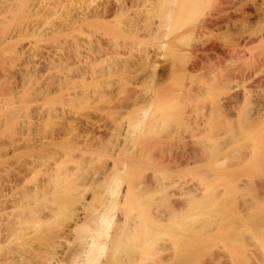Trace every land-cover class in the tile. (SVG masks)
Returning a JSON list of instances; mask_svg holds the SVG:
<instances>
[{"label": "bare ground", "instance_id": "1", "mask_svg": "<svg viewBox=\"0 0 264 264\" xmlns=\"http://www.w3.org/2000/svg\"><path fill=\"white\" fill-rule=\"evenodd\" d=\"M143 38L149 43L137 52L149 61L147 97L118 128L126 144L102 178L99 206L86 207L78 194L84 210L66 206L74 224L64 225L72 226L17 233L30 213L50 221V202H64L57 191L66 170L53 156L63 147L50 143L61 132L56 124L73 113L64 102L78 103L87 82L97 85ZM161 58L166 73L157 83ZM19 128L42 131L24 142L40 152L25 169L44 174L25 186L40 198L28 196L33 206L19 199L21 172L8 168L16 184L0 189V264H264V0H0V131ZM146 133L174 136L177 147L137 145ZM141 157L166 166L176 160L180 170L149 162L145 171L172 176H140ZM180 172L196 181L178 175L176 182Z\"/></svg>", "mask_w": 264, "mask_h": 264}, {"label": "rangeland", "instance_id": "2", "mask_svg": "<svg viewBox=\"0 0 264 264\" xmlns=\"http://www.w3.org/2000/svg\"><path fill=\"white\" fill-rule=\"evenodd\" d=\"M114 24H115V21H113L111 24H109V26H106V28L108 29L110 27H113ZM118 43H120V42H118ZM118 43H117V45H118ZM148 43H149V40L147 38H143L141 42L136 43L133 46V48H134L133 53H131L129 55H125L124 57L122 55H120V56H122V58L118 55L119 59L117 57H115L118 59V60L116 59L114 62L115 66H114V63H112L113 64L112 66L115 68L114 69L111 68V73H109V67H107L108 69H106L108 71L109 75H107V72H104V71H106V70H103L105 68H102L103 71L98 69V72L102 71L104 74L102 72L101 73L103 75H105V73H106L107 76L102 77V75H101L102 78L101 79L99 78L100 82L97 85H93V84L91 85V83H89V85H88V82H87V84L85 83L86 87H87V91H86L87 94L86 95L84 94L85 96L82 95V96H84L82 99H81V97L78 98L80 100V102H79V100H78V103H75L76 101L73 102L72 100L70 102H68V100L66 102H64L65 106L68 108V110L70 112L73 111V113H70L71 115H69V114L64 115L61 122L60 123L58 122L56 124V126L54 128L61 130V132H59L58 135L55 137L54 141H52L50 143H51L52 147H55V149L56 148L59 149L60 147H63V149L65 148L66 150H68L67 153H66V150H64L66 153L65 154L62 152L63 149L60 151L61 148L59 149L60 153H57L58 150L56 151L54 149L56 152H54L55 154L53 153L54 160H55V156L57 154H60L59 155L60 156L59 161H61L60 162L61 166H63V168H65L64 170H66V173L64 172L65 176H66V180L62 184L64 188L61 187L62 186L61 185L59 188L60 190L58 189L59 192L57 191V194H59V196L62 197V199L64 200L63 203H65V204H63L62 202L61 203L57 202L56 201L57 197H54L53 199H51V201L52 202L56 201L58 203V206L54 205L55 203L50 202L51 206L54 207V211H55V213L52 214L53 216H51V218L53 217L52 220H50L51 223H50V221H48L49 219L47 220L48 222L45 221V219H43V221L40 220L41 221V223H40L39 219H37V221H36L35 215L30 213V215H27L28 218H26L25 221H23L24 219L21 220V223L19 226V231L18 230L16 231L17 233L20 234L21 233L20 230H22L24 226L29 227L28 225L31 226L30 229L39 230L40 228H42L41 224H43L44 225L43 227L47 228L49 231H50V229L54 230V228H58V229H55V232L58 231L59 228H60L59 231H61L62 230L61 226L62 227L67 226L68 227L71 225L70 223H72V225L74 224V222L72 221L74 210L71 211L70 209L73 207L75 208V205H76V208H77V206H79L78 207L79 209H82L81 204L84 202H85V205H87L86 203H88V205L86 207H88V206L89 207L99 206V201L96 198H97V195H99L101 193V191L99 192V188H101V190H102V187H100V185L101 184L104 185L102 178L104 177V179H105V177H107L106 175L108 174V169H109L110 163H112L116 159L115 157L118 156L119 153L122 152L124 145L126 144V141H124V142L122 141L123 135L120 133L121 131L118 132V128L120 129L121 125H123V127H125L126 122L128 124L129 119H131L134 116V111H135L134 108H138L139 106L137 107V105H141L140 107H142V105L145 102V99L147 97V91L149 88V76H150L149 61L146 58V56L142 55L143 53L140 55L137 51L138 50L142 51L148 45ZM121 44H123V42H121ZM119 46H121V45L119 44ZM114 56H116V55H114ZM111 57L114 58L113 56H111ZM107 60H106V64H107ZM164 60H165L164 58L160 59V65L158 66V72H157L156 77H155V80L157 83H159L163 79V77L166 73L165 68L162 66V65H164ZM102 61H100V62L102 63ZM112 61H114V60H112ZM100 62H97V63H99L101 65ZM108 62H111V59H110V61L108 60ZM110 64L111 63H109V65ZM103 65H104V63L102 64V67H103ZM95 66L93 65L92 67H95ZM99 68H101V66H99ZM93 69H95V68H93ZM101 73H98V74H101ZM98 77H100V75H98ZM83 85H84V83H83ZM85 90H86V88H85ZM121 129H122V127H121ZM39 131H40V133L42 132L40 129L36 130L34 128H30V129L19 128L17 130L16 129L15 130L7 129V130H1L0 131V142L7 143V145H6L7 149H5L2 156H0V166L1 167L4 166L5 167L4 170H8V168H9V169H13V171H15L16 173L21 172L19 174L20 187L24 186L23 188L25 189V192L27 191L26 192L27 196H25V192H23L24 189L19 187L18 189L23 190L21 192L19 190V199L20 200H22V198L26 199V197L28 200L30 198H32L33 194H31V193L30 194L32 196L28 197L30 195L28 193H29V191H31L29 188H33L35 186L32 187V185L39 183V181L37 182V180L41 179L40 176L43 173L42 171H40V170H42L40 168H37L38 170L36 169L37 171L35 170V172L32 170V173L30 172V170L25 169V166L28 167L30 162L38 159L37 156L39 155L40 152L39 153H37L38 151L34 152L37 149L33 150L32 148H30V146H29V148L32 150L28 149L27 148L28 145H25L24 142H26L25 140L28 139L27 142L32 143L34 140L33 141H31V140L34 139L35 137H36V139L41 138L43 136V134H41V136H40ZM43 133H44V131H43ZM118 133H120V136L121 135L122 136L121 137L118 136ZM37 134L40 137H37ZM21 137L25 138L24 141H20ZM173 137L174 136H170V137L166 136V135L164 136V134L156 135V134L146 133V135L137 139L135 141V143L138 141L137 145H140V146H144L143 144H145V143L150 144V145H155V146L163 145L165 143L164 146H166V143H168L167 146H171L172 143L174 142L173 140L175 139V137H174V139H173ZM18 139H19L20 143H19V141H17ZM11 141H13L12 144L9 143ZM141 141L143 142V144ZM122 142H123V144H122ZM169 142L170 143L172 142L171 145ZM175 142H174V146L173 145L172 146L176 148L177 146L175 145L176 144ZM21 144H22V146H21ZM25 147L27 149H25ZM168 148H171V147H168ZM166 150H168L167 147H166ZM174 151H175V149H173V151L171 150V152L165 151V149H163V153H166V152H167V154L173 153L172 156H170V158L172 157V159L178 160L177 158L180 157V156H178L179 152H177L178 154L175 152V154L178 157L174 158V157H176L174 154ZM68 152H69V154H68ZM31 157L34 158V160L30 159ZM35 157H37V159ZM61 157H63V158H61ZM65 157H67V158H65ZM111 157L114 159H112ZM145 159H146V161H145ZM145 159L141 157V158H139V160H137L138 161L137 162L138 163L137 168H139V170H138L139 175L141 172H143L142 175H145V174L150 175V172H151V174L155 173L156 177H158L160 175V178L164 179L167 174L168 175L170 174L169 171L171 169H173V170L175 169L174 171H176V165H177L176 160H174L176 163H173V160L170 159V162L172 161L171 163L173 165L170 162L169 163L171 165H169V163L166 161L168 164L167 166H170V168H171L170 169L169 167L166 166L165 163H163L165 161H162V159H161L162 162H160V159H159V161H158L159 163L154 162L155 164H153V162L151 163V161H149L147 158H145ZM142 160L144 161L143 165H142ZM65 161H66V163H65ZM22 162L23 163L25 162V164L23 166H21L23 164ZM149 162H150V164H153L154 166H156V164L159 165L158 168H160L159 169L160 171H162L161 169H163L165 171L164 168H166V167L169 169V171L166 170L165 173H160L158 171V169H157V171L155 170L156 169L155 167H153L154 169H152V171H151L150 167H152V166L149 164ZM19 163H22V164H20V166H19ZM146 163H148V165H150V167L148 168V171L144 170V167L147 165ZM160 163L162 164V166ZM163 165L166 167H164ZM19 167H20L21 171H19ZM66 167H69L71 169H68V168L66 169ZM140 168H143L144 171H142ZM1 170L3 171V169L0 168V172H1ZM177 170H178V168H177ZM9 171L10 170H8L7 172L4 171L5 173L2 172L0 175V189H2V190H5V188L7 187V184H9V187H12L11 185H13V187H15L14 184H16V182H14V181H16V180H14L12 178V176H13L12 173L15 174V172H13V171L9 172ZM22 171L24 172V174L22 173ZM71 171H73V172H71ZM164 171H162V172H164ZM172 171H171V173H172ZM178 171H176V173ZM39 172L41 174H39ZM88 173H89V175L93 174V176L91 175L90 177L88 176L89 178H85V175L87 177ZM157 173H159V174L157 175ZM66 174H68V175H66ZM76 174H77V176H75ZM69 175H70V177H69ZM162 175H164V176L161 177ZM178 175L183 176V173L180 172V174L175 175V177H177ZM82 176H84V177H82ZM77 177H80V178H77ZM170 177L168 180L172 181L173 179L170 180ZM175 177H174V180L177 179L178 181L177 180H175V181L179 182V179H181V177L180 176H178V178H175ZM188 177H190V175H188V176L185 175L182 177V179L180 181H183L186 179L187 180L193 179L196 181L195 176H191L192 177V178L190 177L191 179L190 178L188 179ZM81 178L82 179L84 178L86 180L85 184L82 182L78 183L79 181H77V180L81 181ZM91 178H92V180L89 182L90 183L89 184L88 180ZM94 178H95V180L93 181ZM166 178H168V176ZM23 179H25V181ZM84 179H83V182H84ZM166 180H163V182L168 183V181H166ZM12 181L14 182L13 184H12ZM176 182H173V184ZM33 183H35V184H33ZM64 183H65V185H64ZM73 183L75 184L74 186H73ZM77 183L81 185L80 188L77 187V186H79V185H77ZM169 184H170V182L168 184H166V186L168 185V187L169 186L171 187V185H169ZM27 185H28V187L29 186L30 187L29 188L25 187ZM68 185H70V186H68ZM103 185H101V186H103ZM72 186H73V188H72ZM121 186H123V185H121ZM66 187H68L69 189ZM68 191H70V193ZM79 191H80V193H79ZM81 191H82V193H81ZM22 192L24 193V197H23V194H21ZM76 192H77V194H76ZM70 194H75V195L73 196ZM80 194L82 197L80 196ZM62 195H64V197L66 196L69 198L64 199V197ZM76 195L79 196V197L77 196L78 199H77ZM34 197H35V199H33ZM36 197L37 196H33L32 199L36 200ZM74 197H75V199H77V201L82 199L80 201L81 202L83 201V202L80 205H77V201L74 199ZM37 199H38V197H37ZM39 199L37 200L38 203H39ZM62 199H60V201H62ZM72 199L75 201L70 202V200H72ZM57 200L59 201L58 198H57ZM96 201H98V203ZM21 202H24V201L22 200ZM25 202L27 203V200H25ZM31 202H35V201H30L29 205L32 204ZM36 202L32 205L36 206L37 205ZM40 202H42V199L40 200ZM47 202L44 203V200H43V202L38 204V205H41V204L46 205ZM73 204H74V206H73ZM78 204H79V202H78ZM66 206L71 207V208L69 210H67ZM57 207H59V209L55 210ZM84 208H85V206H84ZM79 209H76V212ZM7 210H10V209H7ZM83 210L84 209H82L81 211H83ZM4 211L6 212V210H4ZM11 211H12V209H11ZM81 211H79L78 213H81ZM8 212H7L6 216L8 215L9 216L8 218H10L11 212H10V214ZM70 212H71V215H70ZM78 213H76V214H78ZM3 215H5V214H3ZM23 217L25 218V216H23ZM66 217H68V219ZM70 217L72 218V220H70ZM114 217L116 218V215ZM65 220L67 221V223L68 222H70V223L68 225H64V223L66 222ZM114 220L115 219L113 218V221ZM22 221L24 222V225H22ZM44 222H46V223H44ZM18 225H19V223L16 225H12V227H10V228H13L14 226H18ZM1 226H4V225H1ZM38 226H39V228H38ZM4 227H6V226H4ZM4 227H1V228L3 229ZM27 227H26V229H28V230L25 229L24 230L25 232L30 230ZM65 227L63 229L67 228V227L66 228ZM17 228H15V229H17ZM13 229H11V230L9 229L8 231L9 232L14 231ZM24 231L22 230V232H24ZM13 233H15V232H13ZM23 239H24V237L23 238L20 237V241H23ZM12 241H14V240H12ZM15 242H17V241H15ZM15 242H13V243H15ZM13 243L11 242L10 245H13ZM18 244H19V241H18L17 245ZM5 247H4V250L5 249L7 250V248L10 246L8 245V247H6V248Z\"/></svg>", "mask_w": 264, "mask_h": 264}]
</instances>
